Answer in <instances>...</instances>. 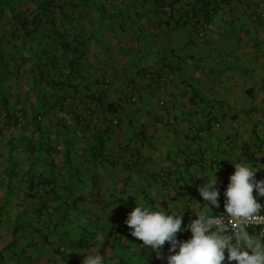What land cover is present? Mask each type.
<instances>
[{
	"label": "crops",
	"instance_id": "0c3cea01",
	"mask_svg": "<svg viewBox=\"0 0 264 264\" xmlns=\"http://www.w3.org/2000/svg\"><path fill=\"white\" fill-rule=\"evenodd\" d=\"M240 162L264 179V0H0V264H160L135 204L194 217L216 170L224 214Z\"/></svg>",
	"mask_w": 264,
	"mask_h": 264
},
{
	"label": "clouds",
	"instance_id": "9594fccd",
	"mask_svg": "<svg viewBox=\"0 0 264 264\" xmlns=\"http://www.w3.org/2000/svg\"><path fill=\"white\" fill-rule=\"evenodd\" d=\"M234 168L223 192V213L237 222L238 227L247 222L264 221V216L260 215L264 213V206L258 199L264 197V179H255L257 171L246 162L235 163ZM215 171H211L207 182L197 186L206 211L196 214L186 227H182L183 214L154 211L150 206L135 204L124 221L130 235L142 242V248L155 253L158 259H165L166 264H264V240H253L244 229L232 236L226 226L227 221L208 214L207 210L220 207ZM184 231L191 235L181 240L178 234ZM103 261L100 254L85 253L83 264H103Z\"/></svg>",
	"mask_w": 264,
	"mask_h": 264
},
{
	"label": "built area",
	"instance_id": "2783aa9c",
	"mask_svg": "<svg viewBox=\"0 0 264 264\" xmlns=\"http://www.w3.org/2000/svg\"><path fill=\"white\" fill-rule=\"evenodd\" d=\"M207 28V26H206ZM199 37H203L202 34ZM162 104V103H161ZM262 206H264V201H259ZM262 211H264V207H262ZM261 216H264V213L260 214ZM212 217H222L225 221H227V228L229 229L230 235L235 236L237 232H239L241 229L244 230H257L258 234L261 237H264V221H256V222H247L244 224H241L239 227L237 226V222H235L231 217H228L226 214H218L214 215ZM196 216L190 217L183 221L182 227H186L187 224H189L192 220H194ZM181 240H186L190 237V232L184 231L179 233ZM234 242H236L234 240ZM165 256L167 255L164 254ZM161 264H166L165 259H161Z\"/></svg>",
	"mask_w": 264,
	"mask_h": 264
},
{
	"label": "trees",
	"instance_id": "16d2710c",
	"mask_svg": "<svg viewBox=\"0 0 264 264\" xmlns=\"http://www.w3.org/2000/svg\"><path fill=\"white\" fill-rule=\"evenodd\" d=\"M40 11H42V8H40ZM110 107V109L112 108V107H114V105H110L109 106ZM179 195H182V192H179V194H178V196ZM132 198H128L127 200H126V203L128 204V205H130V204H132ZM225 214V213H224ZM178 238L180 239V235L178 234ZM165 244H167V242L165 243ZM167 246H168V244H167ZM161 264V263H160Z\"/></svg>",
	"mask_w": 264,
	"mask_h": 264
}]
</instances>
